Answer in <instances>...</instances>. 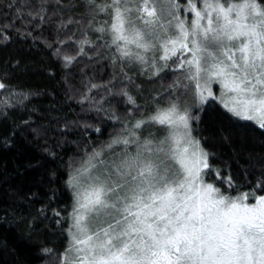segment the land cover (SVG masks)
Wrapping results in <instances>:
<instances>
[{
  "label": "snow or ice",
  "instance_id": "1",
  "mask_svg": "<svg viewBox=\"0 0 264 264\" xmlns=\"http://www.w3.org/2000/svg\"><path fill=\"white\" fill-rule=\"evenodd\" d=\"M5 8L14 15L0 21V39L39 41L62 70L64 100H53L48 123L38 125L32 117L39 108L26 102L43 92L6 83L20 61L5 62L0 116L21 115L3 146L28 132L36 140L52 136L53 122L62 137L77 125L102 134L63 115L72 100L83 113L120 125L91 152L86 145L79 166L76 157L67 162L70 210L64 217L53 209L66 236L60 264H264V158L250 153L242 164L235 157L246 191L231 164L226 174L213 162L219 158L200 128L202 113L212 110L224 127L264 141V0H6ZM105 59L111 78L97 83L95 65L102 69ZM81 63L77 87L73 69ZM138 78L160 84L143 104ZM41 254L54 250L42 247Z\"/></svg>",
  "mask_w": 264,
  "mask_h": 264
},
{
  "label": "trees",
  "instance_id": "2",
  "mask_svg": "<svg viewBox=\"0 0 264 264\" xmlns=\"http://www.w3.org/2000/svg\"><path fill=\"white\" fill-rule=\"evenodd\" d=\"M5 4L6 0H0V21L5 17L12 19L14 15L11 10H6ZM45 35L49 33L46 32ZM37 44L38 47H33L31 40H19L15 34H11V39L7 43L0 39V68H3L5 62L11 65L19 60L20 70L13 73L12 79L6 83L18 86L17 90L43 92L41 96H31L26 102H30L29 106L35 104L39 108V114H33L32 117L39 125L48 123L46 117L52 101L56 100L59 104L64 100V87L61 68L51 59L50 53L39 41ZM74 49L75 46L71 50ZM83 59L91 64L87 61V57ZM103 64L102 69L99 64L95 65L97 83L107 82L111 78L112 69L108 61L105 59ZM82 67H85L84 63L78 64L73 69L76 73L73 83L77 87L81 86L79 69ZM85 71L88 75H93L92 67L85 68ZM50 72L56 74L55 79L49 75ZM171 79L172 76L168 75L164 82L165 86ZM121 80L123 77L117 78L115 81L117 86ZM147 83L149 85L147 93L139 98L141 104L150 94L160 90L159 82L155 85ZM158 85L159 89H157ZM68 103H71V108L63 113L65 117L86 120L94 127H100L102 134L97 133L94 128L87 129V133L84 134L85 129L82 125H77L62 137L61 133L56 131L57 125L53 122L50 131L54 135L41 137L39 140L33 139L31 132L26 133V138L16 135L15 144L5 148L2 143L3 138L10 134L13 120L17 124L20 122L21 113L13 112L7 120L0 116V264H60V254L64 250L66 236L56 223L58 218L53 216V209L60 210L64 217L68 215L65 208L68 207L70 210L71 196L64 186V181L67 179V162L70 157H76L79 166V158L84 156L86 145L87 150L91 152L93 147H99L108 141L110 134L116 135L120 130L119 124L114 125L107 120L101 121L95 113L90 115L83 113L75 100ZM212 103L216 110L223 112L217 103ZM63 107L67 108V103ZM116 107L120 113L126 111L123 103L117 104ZM23 115L26 117L27 113ZM202 121L200 128L208 137L206 146L216 152L219 158L213 162L224 169L226 174L227 165L231 164V172L237 183L245 185L246 191L249 190L243 169L236 163L235 157L238 155L242 164L246 162V157L250 153L258 160L264 158V141L251 132L242 134L224 127L216 112L212 110L202 113ZM246 123L256 129L254 124ZM224 136L230 139L226 141L223 139ZM46 147L51 148L55 155L45 151ZM52 173L56 174L54 180ZM249 179L255 183V176ZM53 190H56L57 195L50 201L49 197ZM42 210L46 212L47 220L43 219ZM34 218V226L30 230L29 223ZM64 226L67 227L66 224ZM42 247L52 248L54 254L49 257L43 256Z\"/></svg>",
  "mask_w": 264,
  "mask_h": 264
},
{
  "label": "rangeland",
  "instance_id": "3",
  "mask_svg": "<svg viewBox=\"0 0 264 264\" xmlns=\"http://www.w3.org/2000/svg\"><path fill=\"white\" fill-rule=\"evenodd\" d=\"M182 2H183V0H182ZM137 83H141V84H143V88H144V95L147 93V90H148V87L147 86H149L148 85V83H147V81L146 80H144L143 78H138V81H137ZM156 88V87H155ZM214 88H215V90H216V93H217V95L219 94V88H218V86H215L214 85ZM157 89H159V85H158V88ZM143 95V96H144ZM140 98H142V97H140ZM214 102V101H213ZM216 103V102H215ZM218 104V103H217ZM219 105V104H218ZM220 106V105H219ZM251 123V122H250Z\"/></svg>",
  "mask_w": 264,
  "mask_h": 264
}]
</instances>
